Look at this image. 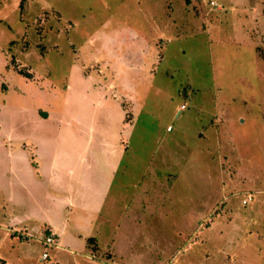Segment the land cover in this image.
Instances as JSON below:
<instances>
[{
	"label": "rangeland",
	"instance_id": "rangeland-1",
	"mask_svg": "<svg viewBox=\"0 0 264 264\" xmlns=\"http://www.w3.org/2000/svg\"><path fill=\"white\" fill-rule=\"evenodd\" d=\"M129 40L160 61L121 129L103 241L118 224L138 264H264V0H0V186L9 131L25 136L44 108L101 188L113 150L97 75L103 44Z\"/></svg>",
	"mask_w": 264,
	"mask_h": 264
},
{
	"label": "crops",
	"instance_id": "crops-1",
	"mask_svg": "<svg viewBox=\"0 0 264 264\" xmlns=\"http://www.w3.org/2000/svg\"><path fill=\"white\" fill-rule=\"evenodd\" d=\"M127 42L132 46L125 52L124 44H103V77L95 73L103 78V125H108L104 130L103 150H113L103 162L101 188L86 186L84 173L80 174L76 167L80 161L69 149L61 153L56 146L62 130L53 131L52 118L56 116L51 113L53 109L40 107L34 112L36 124L31 125L25 136L21 135L22 131L18 136L12 134L17 132L9 131V142L15 140L16 146L9 145L5 182L0 186L3 193L0 201L1 264H138L134 255L138 254L139 244L133 247L136 242L129 238H114L120 225L116 224L103 241L105 198L116 172L115 162L127 148L121 129L135 117L136 101L146 94L144 86L152 84L149 69L153 64L156 68L160 61L156 59V50L144 58L145 50L135 44L137 40ZM95 58H100V54ZM123 101L130 102L131 107L125 108ZM129 117L131 119L127 120ZM104 118H113V121L104 122ZM19 141L22 147L18 151ZM63 180L61 187L68 192H53L49 188L50 184H60ZM46 234H53L57 245L49 247V256L43 260ZM89 237L95 239L97 249L89 245ZM33 239L40 246L31 243ZM122 245H127L125 252Z\"/></svg>",
	"mask_w": 264,
	"mask_h": 264
},
{
	"label": "built area",
	"instance_id": "built-area-1",
	"mask_svg": "<svg viewBox=\"0 0 264 264\" xmlns=\"http://www.w3.org/2000/svg\"><path fill=\"white\" fill-rule=\"evenodd\" d=\"M182 107H184V105H182ZM168 129H171V126H169ZM250 199H251V196H250ZM43 243H44L45 249L43 251L42 258L43 260H46L49 256L48 249L50 246L57 245V238L53 234H46L44 236Z\"/></svg>",
	"mask_w": 264,
	"mask_h": 264
},
{
	"label": "trees",
	"instance_id": "trees-1",
	"mask_svg": "<svg viewBox=\"0 0 264 264\" xmlns=\"http://www.w3.org/2000/svg\"><path fill=\"white\" fill-rule=\"evenodd\" d=\"M20 72L23 73V74H25V76L27 75V76L31 77L30 74L25 73L23 70H20ZM87 241H88L89 245L93 246L92 248L97 249V245H96L95 239L93 237H89ZM95 245H96V247H95Z\"/></svg>",
	"mask_w": 264,
	"mask_h": 264
}]
</instances>
